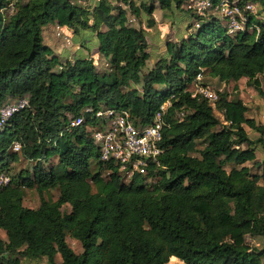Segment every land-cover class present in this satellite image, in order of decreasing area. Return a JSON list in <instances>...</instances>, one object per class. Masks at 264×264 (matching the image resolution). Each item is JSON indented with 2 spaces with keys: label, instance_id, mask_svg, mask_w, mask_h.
<instances>
[{
  "label": "trees",
  "instance_id": "trees-1",
  "mask_svg": "<svg viewBox=\"0 0 264 264\" xmlns=\"http://www.w3.org/2000/svg\"><path fill=\"white\" fill-rule=\"evenodd\" d=\"M186 1L0 0V106L28 101L0 127V172L10 177L0 187V264H264L247 242L264 237V160L258 173L244 165L256 145L264 151V122L246 117V105L226 92L211 103L189 90L198 74L247 78L264 98V0H234L244 25L233 33L214 13L222 0H210L204 15L184 9ZM155 9L187 21L186 34L167 39L157 59L147 31L129 18L141 23L145 13L152 28ZM51 24L71 29L88 50L85 38L95 35L108 66L56 55L43 39ZM105 109L127 111L136 126L161 115L162 153L146 175L126 183L117 165L99 159L91 132ZM26 189L37 191L36 208L23 205Z\"/></svg>",
  "mask_w": 264,
  "mask_h": 264
},
{
  "label": "rangeland",
  "instance_id": "rangeland-1",
  "mask_svg": "<svg viewBox=\"0 0 264 264\" xmlns=\"http://www.w3.org/2000/svg\"><path fill=\"white\" fill-rule=\"evenodd\" d=\"M78 4L87 6L89 4L93 5L94 1L91 0H75ZM195 1H186L183 5L184 9H191L187 5H194ZM214 11H211L213 13ZM219 14L222 17L221 13L217 11L214 12ZM178 15V13H177ZM152 16L155 19V25L152 28H148L146 26V16L145 13L141 15V23L134 20L132 16H129L130 21L133 25L143 27L147 31L148 42L150 45L149 50L154 59H157L163 53L164 43L168 40H175L180 36L181 33L186 34V23L184 20L186 18H181L180 15L172 16V14L168 12H162L160 9H155L152 13ZM181 18V19H179ZM224 18V17H223ZM223 20L226 21L224 18ZM230 32V31H229ZM232 33V32H230ZM72 30L66 28L65 26L60 27L56 24H51L43 27V39L44 43L51 47L56 55L63 58L67 55L68 58L73 59L76 54H84L88 57L92 58L98 70L105 69L108 64L106 58L97 52L96 47L92 46L94 41L96 42L95 35H88L85 39L88 41L85 42L86 46L90 49H86V47L81 46V41L73 40ZM93 43V44H92ZM153 59V60H154ZM153 60H151L148 64H153ZM258 81L260 83V87L264 89V73L258 75ZM202 81L214 88L217 91L226 92L229 98H238L240 99L247 107V111L245 113L246 117L252 118L257 124L264 122V98L259 95L257 90L250 84H248L247 78H241L238 81L229 80L226 82L219 81L217 78H213L209 75H204L202 77ZM139 88V87H138ZM189 90L193 91L191 84L189 85ZM162 105L166 107L165 104ZM216 115L222 120V114L218 111H215ZM244 129L247 132L249 138L256 139L258 137V132L254 129H251L249 126L244 125ZM245 148V145L241 146ZM255 158L253 161H247L244 163L247 166L251 173H258L261 171L262 163L264 160V151L259 146H255ZM94 167V162H92ZM229 167V166H228ZM106 175V172L104 173ZM137 184H142L144 181L141 178L136 179ZM146 185H149V182H146ZM52 199L57 198V191L51 190L48 194ZM40 203V197L35 189H26L24 191L23 205L30 208H36ZM0 237L5 239V234L2 230H0ZM67 242L69 246L76 253L81 252V245L79 241L67 236ZM247 242L254 248L263 251L262 262L264 263V237H256V238H247ZM55 261L59 262V255L55 256ZM21 264H48L47 258L41 257L36 259H25L22 258ZM166 264H184L181 260L174 257L170 259Z\"/></svg>",
  "mask_w": 264,
  "mask_h": 264
},
{
  "label": "built area",
  "instance_id": "built-area-1",
  "mask_svg": "<svg viewBox=\"0 0 264 264\" xmlns=\"http://www.w3.org/2000/svg\"><path fill=\"white\" fill-rule=\"evenodd\" d=\"M195 1L194 5H187L189 10L204 15L206 10L212 7L210 0H187ZM253 10L252 4L246 6ZM214 10L221 13L226 19L230 32L243 29L244 18L239 11L236 2L231 3L228 0H222ZM202 74H198L191 86L192 96H201L211 103L218 98L217 90L205 84L202 81ZM28 105L26 98L9 101L0 106V127L16 111L25 108ZM169 102L165 104L168 106ZM163 108V106H161ZM89 109H87L88 111ZM97 125L93 127L91 135L95 145L98 147L99 159L103 162L111 161L118 167L119 174L124 182L128 183L134 175H146L147 167L150 162L158 163L157 158L162 153L159 146L161 140V129L163 120L158 113L153 121L146 125L136 126L129 118L125 110L105 109L98 110L95 114ZM79 117L71 121L72 126L79 125L82 122ZM19 145L15 143L14 149L18 150ZM10 177L0 172V187L8 184Z\"/></svg>",
  "mask_w": 264,
  "mask_h": 264
}]
</instances>
